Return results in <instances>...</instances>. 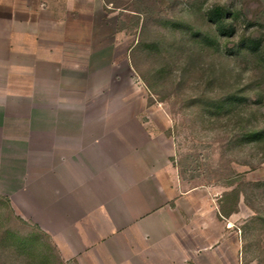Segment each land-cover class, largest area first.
I'll use <instances>...</instances> for the list:
<instances>
[{
    "label": "rangeland",
    "instance_id": "rangeland-1",
    "mask_svg": "<svg viewBox=\"0 0 264 264\" xmlns=\"http://www.w3.org/2000/svg\"><path fill=\"white\" fill-rule=\"evenodd\" d=\"M154 182L264 264V0H0V264H135Z\"/></svg>",
    "mask_w": 264,
    "mask_h": 264
},
{
    "label": "crops",
    "instance_id": "crops-1",
    "mask_svg": "<svg viewBox=\"0 0 264 264\" xmlns=\"http://www.w3.org/2000/svg\"><path fill=\"white\" fill-rule=\"evenodd\" d=\"M25 10V22L32 21V5ZM9 25H16V18L11 15ZM30 35L32 46L27 47L25 53L31 54L32 58L47 57L43 52L48 54L50 48L45 46L43 49L40 46L42 41L37 40L32 32ZM4 41L12 42L10 38ZM44 42L47 43V41ZM55 71L56 69L52 73ZM82 122L85 124L89 121L84 119L77 121L78 124ZM56 135L59 137L62 133L56 131ZM163 170L168 173L169 185L176 189L178 185L176 174L168 165H165ZM154 187V192L159 196L162 195L164 200L162 199L158 209L154 208L155 211L150 215L151 220L148 223L153 225L140 234L143 240H147L146 236L149 235L154 237L139 251L143 254L135 264H242L241 236L239 228L235 226V213L227 217L221 213L220 196L215 190L204 186L201 188L204 193H198L200 186L188 188L176 194L177 198L174 199L173 207L163 208L162 204L171 200V195L167 194L158 182H154ZM176 216L177 219L174 218ZM187 220H189L188 223ZM196 220H199L198 224ZM193 236H202L204 240L209 241L204 245L192 246L189 241ZM120 262L129 264L125 261Z\"/></svg>",
    "mask_w": 264,
    "mask_h": 264
}]
</instances>
